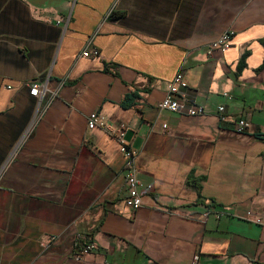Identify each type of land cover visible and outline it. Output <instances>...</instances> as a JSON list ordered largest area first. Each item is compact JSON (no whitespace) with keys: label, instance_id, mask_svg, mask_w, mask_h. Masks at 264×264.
<instances>
[{"label":"crops","instance_id":"0c3cea01","mask_svg":"<svg viewBox=\"0 0 264 264\" xmlns=\"http://www.w3.org/2000/svg\"><path fill=\"white\" fill-rule=\"evenodd\" d=\"M89 40L97 57L81 56ZM262 41L264 0H0V264H264ZM178 73L205 115L157 109ZM36 81L56 96L31 97ZM91 113L124 130L136 211Z\"/></svg>","mask_w":264,"mask_h":264},{"label":"built area","instance_id":"2783aa9c","mask_svg":"<svg viewBox=\"0 0 264 264\" xmlns=\"http://www.w3.org/2000/svg\"><path fill=\"white\" fill-rule=\"evenodd\" d=\"M117 11V2H115L107 12L106 17L111 18ZM59 24V22H57ZM90 40L85 45L81 52V56L97 57L98 52L91 47ZM228 43V34H224L217 42L211 44L210 49H215L219 46H226ZM24 87L28 88L29 95L36 99H40L43 95L49 93L52 97L56 96L57 91L49 90L46 82H26ZM226 97V94H223ZM197 94L189 92V86L184 81L182 75L178 73L172 81L167 85L164 98L156 105L159 111H167L177 115H183L188 117H199L205 115V109L202 106H198L196 103ZM219 120L222 122L225 120L223 113V105H219L216 108ZM234 131L238 134H243L248 127V123L244 119L235 121ZM34 121H32L24 131L19 143L23 142L32 132ZM87 129H100L109 136L116 138L121 146V153L124 159L123 172L125 178V184L127 187V194L123 199V205L132 211L138 210L142 205V194L140 191L141 183L137 176V171L134 161V153L129 148L128 144L123 140L124 130L109 125L105 120L100 117L98 113H91L87 117L86 122ZM165 128V126H162ZM5 168V165L0 169V174ZM81 236L75 237L73 241V247L79 248ZM92 244L84 245L81 248L80 255L89 254L93 250ZM109 264V263H104ZM192 264H198V256L193 257Z\"/></svg>","mask_w":264,"mask_h":264},{"label":"trees","instance_id":"16d2710c","mask_svg":"<svg viewBox=\"0 0 264 264\" xmlns=\"http://www.w3.org/2000/svg\"><path fill=\"white\" fill-rule=\"evenodd\" d=\"M113 18H115V16H112ZM262 45L264 46V42H261ZM246 57V54L242 55V57L239 60V64H238V70L240 71L243 67H244V59ZM264 69V62L263 64L257 69V71H261ZM137 95L134 93H130L128 95L125 96V98L123 99L122 103H121V107L122 108H130L135 100L137 99ZM1 123H0V129H1ZM256 137L264 140V135H256ZM4 142H6V138L4 137V135L0 134V165L2 164V162L4 161L6 154H7V150L4 146Z\"/></svg>","mask_w":264,"mask_h":264},{"label":"rangeland","instance_id":"374dc122","mask_svg":"<svg viewBox=\"0 0 264 264\" xmlns=\"http://www.w3.org/2000/svg\"><path fill=\"white\" fill-rule=\"evenodd\" d=\"M11 154H13V153H11ZM11 154H10V155H11ZM10 155H9V156H10ZM8 158L11 159V158H12V155H11L10 157H8ZM1 168H2V167H1ZM1 168H0V169H1Z\"/></svg>","mask_w":264,"mask_h":264}]
</instances>
